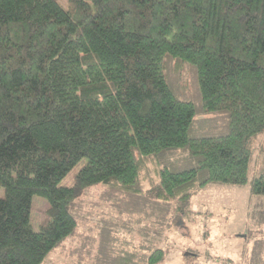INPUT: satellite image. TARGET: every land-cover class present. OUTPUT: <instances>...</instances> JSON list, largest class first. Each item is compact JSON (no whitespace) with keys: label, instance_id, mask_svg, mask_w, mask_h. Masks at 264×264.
Instances as JSON below:
<instances>
[{"label":"trees","instance_id":"trees-1","mask_svg":"<svg viewBox=\"0 0 264 264\" xmlns=\"http://www.w3.org/2000/svg\"><path fill=\"white\" fill-rule=\"evenodd\" d=\"M67 3L0 0V264H45L97 186L173 202L184 218L216 185L250 184L264 201V0ZM190 75L200 104L178 94ZM218 117L227 133L199 134ZM172 152L190 168L162 165ZM35 197L48 205L38 228ZM160 239L143 249L147 264L167 261Z\"/></svg>","mask_w":264,"mask_h":264},{"label":"rangeland","instance_id":"rangeland-1","mask_svg":"<svg viewBox=\"0 0 264 264\" xmlns=\"http://www.w3.org/2000/svg\"><path fill=\"white\" fill-rule=\"evenodd\" d=\"M59 1L68 5L67 0ZM190 76L187 87L178 94L200 104L196 77L194 80ZM227 123L224 117L199 122L202 127L199 134H225ZM161 164L169 165L173 170L191 166L187 157L177 152L162 157ZM79 168L80 165L74 168L62 184L71 186ZM153 170L154 166L150 164L149 171L144 174V193L156 180ZM252 171L250 180L256 170ZM250 190V184L204 188L193 196V212L184 218L176 214L173 202L149 204L147 195L125 197L108 192L104 186L91 188L78 201L79 228L50 253L45 264H147L144 255L149 253L143 249H149L156 237L169 247L167 261L160 264H220L218 255L221 254L230 255L240 264H263L264 201L250 200ZM33 201L32 222L38 228L46 221L48 205L40 197ZM138 209L139 215L129 213ZM126 228L133 230L128 232ZM141 228L144 237L139 234ZM224 263L237 264L229 259Z\"/></svg>","mask_w":264,"mask_h":264}]
</instances>
